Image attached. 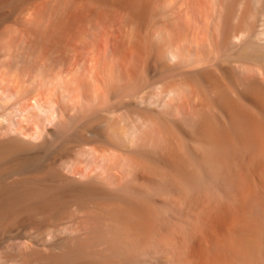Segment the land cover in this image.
<instances>
[{
	"label": "bare ground",
	"instance_id": "bare-ground-1",
	"mask_svg": "<svg viewBox=\"0 0 264 264\" xmlns=\"http://www.w3.org/2000/svg\"><path fill=\"white\" fill-rule=\"evenodd\" d=\"M0 264H264V0H0Z\"/></svg>",
	"mask_w": 264,
	"mask_h": 264
}]
</instances>
